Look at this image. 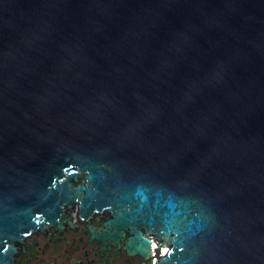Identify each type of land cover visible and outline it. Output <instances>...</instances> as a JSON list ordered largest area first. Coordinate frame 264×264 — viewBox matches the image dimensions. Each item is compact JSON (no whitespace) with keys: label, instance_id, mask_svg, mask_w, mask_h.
I'll use <instances>...</instances> for the list:
<instances>
[{"label":"water","instance_id":"95a60500","mask_svg":"<svg viewBox=\"0 0 264 264\" xmlns=\"http://www.w3.org/2000/svg\"><path fill=\"white\" fill-rule=\"evenodd\" d=\"M78 223L264 264V0H0V264Z\"/></svg>","mask_w":264,"mask_h":264},{"label":"flooded vegetation","instance_id":"af4514ba","mask_svg":"<svg viewBox=\"0 0 264 264\" xmlns=\"http://www.w3.org/2000/svg\"><path fill=\"white\" fill-rule=\"evenodd\" d=\"M97 215L95 216V219ZM93 225L99 226L96 221ZM86 226L78 223V229H68L63 235L56 234L35 237L37 246L29 250L28 254L21 255L19 264H143L139 259L128 258L124 251L117 253L111 248L107 255L103 256L101 248L88 241L85 233ZM47 257V259H45ZM65 262L62 263L61 260Z\"/></svg>","mask_w":264,"mask_h":264},{"label":"bare ground","instance_id":"6f19581e","mask_svg":"<svg viewBox=\"0 0 264 264\" xmlns=\"http://www.w3.org/2000/svg\"><path fill=\"white\" fill-rule=\"evenodd\" d=\"M166 252H167V249H164L162 253L165 254Z\"/></svg>","mask_w":264,"mask_h":264},{"label":"rangeland","instance_id":"374dc122","mask_svg":"<svg viewBox=\"0 0 264 264\" xmlns=\"http://www.w3.org/2000/svg\"><path fill=\"white\" fill-rule=\"evenodd\" d=\"M45 259H47V257ZM61 262L64 263L65 261L62 259Z\"/></svg>","mask_w":264,"mask_h":264},{"label":"snow or ice","instance_id":"6c2138e0","mask_svg":"<svg viewBox=\"0 0 264 264\" xmlns=\"http://www.w3.org/2000/svg\"><path fill=\"white\" fill-rule=\"evenodd\" d=\"M3 251H6V249H3Z\"/></svg>","mask_w":264,"mask_h":264}]
</instances>
